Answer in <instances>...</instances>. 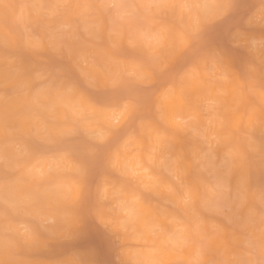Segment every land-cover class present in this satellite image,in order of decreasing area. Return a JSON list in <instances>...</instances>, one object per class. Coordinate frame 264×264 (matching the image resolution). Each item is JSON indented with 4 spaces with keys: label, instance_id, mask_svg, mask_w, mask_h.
<instances>
[{
    "label": "clouds",
    "instance_id": "1",
    "mask_svg": "<svg viewBox=\"0 0 264 264\" xmlns=\"http://www.w3.org/2000/svg\"><path fill=\"white\" fill-rule=\"evenodd\" d=\"M0 264H264V0H0Z\"/></svg>",
    "mask_w": 264,
    "mask_h": 264
}]
</instances>
